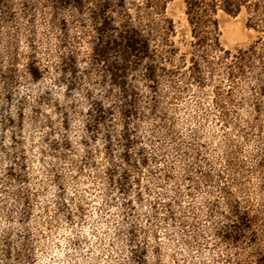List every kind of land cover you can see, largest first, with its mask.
<instances>
[{"label": "clouds", "instance_id": "clouds-1", "mask_svg": "<svg viewBox=\"0 0 264 264\" xmlns=\"http://www.w3.org/2000/svg\"><path fill=\"white\" fill-rule=\"evenodd\" d=\"M0 264H264V0H0Z\"/></svg>", "mask_w": 264, "mask_h": 264}, {"label": "rangeland", "instance_id": "rangeland-1", "mask_svg": "<svg viewBox=\"0 0 264 264\" xmlns=\"http://www.w3.org/2000/svg\"><path fill=\"white\" fill-rule=\"evenodd\" d=\"M181 23H183V21H181ZM219 27L223 28L226 32H231L233 29V25L227 20H225L223 24L219 25Z\"/></svg>", "mask_w": 264, "mask_h": 264}]
</instances>
